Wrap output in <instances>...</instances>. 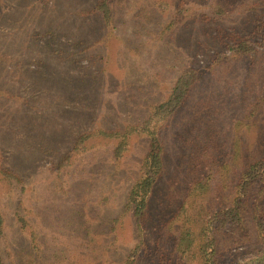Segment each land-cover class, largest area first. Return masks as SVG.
I'll return each mask as SVG.
<instances>
[{"label":"rangeland","instance_id":"1","mask_svg":"<svg viewBox=\"0 0 264 264\" xmlns=\"http://www.w3.org/2000/svg\"><path fill=\"white\" fill-rule=\"evenodd\" d=\"M95 1L0 0V165L22 180L10 186L0 181L6 264L124 259L133 244L131 223L124 217L114 233L108 227L121 211L146 140L130 139L117 172L108 159L111 142L97 137L85 142L90 149L84 155H70L65 165L58 161L81 131L144 117L183 68L199 75L161 133L166 168L155 188L154 218L172 184L170 208L187 187L179 157L187 147L181 127L190 120L201 137L213 135L214 153L238 152L242 163L264 157V44H254L246 56L217 52L214 39L218 29L254 31L264 21V0H112L109 36L97 14L89 13ZM169 23L175 24L164 30ZM253 40L259 43V36ZM239 161L232 164L236 170ZM225 177L223 172L220 181ZM249 201H257L264 222L262 183H254ZM251 211L241 229L221 237L219 264L264 249ZM148 245L149 255L136 264H158L151 238Z\"/></svg>","mask_w":264,"mask_h":264},{"label":"trees","instance_id":"2","mask_svg":"<svg viewBox=\"0 0 264 264\" xmlns=\"http://www.w3.org/2000/svg\"><path fill=\"white\" fill-rule=\"evenodd\" d=\"M111 1L96 0L89 10V13L97 14L108 36L114 32ZM174 24L169 23L164 30ZM247 33L238 35L233 31L227 33L218 29L214 35L219 47L217 52L249 56L255 51L254 44H264V21L256 24L252 34ZM255 36H259V43L253 40ZM198 75L195 68L181 69L173 79L166 97L150 103L144 117L110 128L81 131L71 149L58 161L60 165H65L71 162L70 155H84L90 149L85 142L97 137L111 142L108 159L117 172L130 139L139 137L146 140V151L130 179L121 211L110 220L108 227L109 232L114 233L116 223L124 217H128L131 223L133 244L119 264H136L139 258L149 255L150 238L153 257L157 258L158 264H219L217 251L221 237L231 228L241 229L246 213L251 209V218L257 230L256 239L264 242L263 216L260 215L257 201L251 204L249 201V192L254 183H262L264 188V157L242 163L238 152L214 153L217 146L215 138L211 133L201 137L200 132H196L198 129L195 128L197 123L194 119L181 127L180 135L182 143L187 146L179 157L187 187L181 199L170 208L176 196V188L172 184L171 194H167L164 201L161 200L163 209L160 212L163 214L158 213L159 217L155 218L153 216L156 213L155 206L152 207L155 188L166 168V151L161 133L169 127L175 113L185 104ZM238 159L242 164L236 170L232 164ZM223 172L226 177L221 182ZM0 181H6L9 186L22 184L18 173L1 165ZM3 230L4 220L0 211V264H6L1 247ZM165 244L167 248L162 253ZM234 264H264V249L250 250Z\"/></svg>","mask_w":264,"mask_h":264}]
</instances>
